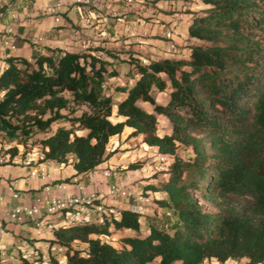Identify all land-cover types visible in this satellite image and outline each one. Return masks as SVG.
I'll list each match as a JSON object with an SVG mask.
<instances>
[{"label": "trees", "instance_id": "1", "mask_svg": "<svg viewBox=\"0 0 264 264\" xmlns=\"http://www.w3.org/2000/svg\"><path fill=\"white\" fill-rule=\"evenodd\" d=\"M202 2L209 8L188 28L202 43L190 47L189 58L145 59L128 50L122 61L133 83L113 91L108 80L120 73L103 57L119 60L111 49L5 60L0 136L15 145L8 163L18 157L17 145L42 135L41 162L72 157L77 174H87L112 156L110 140L125 128L170 160L167 178L143 187L167 195L154 200L166 210L162 219L142 224L143 215L120 210L97 222L62 220L50 241L60 249L47 264H264V0ZM154 91L168 93V102L158 103ZM116 108L124 121L111 120ZM158 116L170 133L160 135ZM34 257L16 264H44Z\"/></svg>", "mask_w": 264, "mask_h": 264}, {"label": "crops", "instance_id": "2", "mask_svg": "<svg viewBox=\"0 0 264 264\" xmlns=\"http://www.w3.org/2000/svg\"><path fill=\"white\" fill-rule=\"evenodd\" d=\"M48 5V0H32L31 2L0 0V72L5 67V60L11 56L31 58L35 53L49 54L51 50L55 49L81 53L86 49L96 47L115 49L121 44L122 48L128 49L123 46V43L127 45L128 43L140 42L145 40L143 37L148 35V29L144 25L139 26L138 22L140 20L134 14H128L125 18L118 17L123 15V11L129 7L124 0H111V5L117 15H110L106 9L97 10L75 5L65 7L57 16H51L45 12ZM166 19L159 18L163 22L174 21L171 16ZM189 24L187 34L184 36L186 38L180 37V33H177V44L183 43L182 39H186V43L191 41L188 33ZM134 25L138 28L136 29ZM175 26H177V23ZM177 28L179 29V26ZM136 35L137 37H135ZM126 37L130 38L123 42ZM82 42H86V47L82 45ZM6 43L14 46V49ZM135 53L145 58L140 53L136 51ZM189 55L190 48H185L184 54L176 57L187 59ZM160 58L172 57L164 55L150 59ZM109 61L115 64V69L119 72L117 62ZM122 78L123 76L120 74L119 77L108 80L111 91L117 85L126 84L127 81L133 83L130 77H126L127 81L122 83ZM153 94L160 104H166L169 100L168 93L154 91ZM141 105L149 113L154 112L153 106L149 103L141 102ZM159 117L165 120L163 116ZM111 120L114 123L124 121L123 117L118 116L117 108ZM166 123H168V129L164 134L171 132L170 123ZM132 132V128H125L121 135L114 136L107 148L112 156L99 168L87 174H77L72 164V157L69 158L68 163L63 164L53 161L41 162L42 156L39 158L31 156L24 160L15 157L11 163H8L9 159L5 161L0 159V264L18 263L19 258L22 256L20 248L25 244H29L32 251L34 250L36 254H40L44 264H47L50 252L60 249L58 246L51 247L50 241L54 239V229L62 224V218L48 216L44 210L39 218L41 227H37L31 220L12 223L7 219V212L10 208L19 205L37 204L44 195L46 187H50L51 192L58 196L97 191L100 197L97 204L102 206L103 213L93 212L92 218L95 222L105 212L108 213L109 210H113L116 215L120 210L132 211L133 206L136 204L135 197L114 198L109 195V186L115 183H124L134 193L143 191V188H140L134 182L137 177H140L141 169H129V167L137 161H148L147 157L150 154L154 156L159 154L157 148L144 144L141 136L131 137ZM38 165L46 168L45 178L31 177V172ZM150 168L146 166V170L148 169L151 173L153 168ZM106 170L111 172L109 177L104 175ZM164 176L167 178V175ZM143 177H149V175L144 174ZM68 179L71 181L65 182ZM146 183H151V180ZM14 184L16 186L12 190ZM62 186L65 188H62ZM14 192L19 193L20 198H14ZM146 194L150 197V200H153V203L149 202L144 207L142 224L147 220L162 219V215L166 211L158 208L154 203V200L166 199V194L161 192H146ZM122 234L133 235V232L124 230ZM118 238L119 234H116L115 239ZM114 245L119 246V243L115 242ZM84 246L82 245V247ZM63 262L65 263V259H63ZM247 263V259H242L239 261L229 260L225 264ZM203 264L220 263L212 259Z\"/></svg>", "mask_w": 264, "mask_h": 264}, {"label": "rangeland", "instance_id": "3", "mask_svg": "<svg viewBox=\"0 0 264 264\" xmlns=\"http://www.w3.org/2000/svg\"><path fill=\"white\" fill-rule=\"evenodd\" d=\"M208 8L209 6L205 5L202 0H134V3L123 11V15L118 17L125 18V16L128 14H134L140 20L138 22L139 26L144 25V27L148 29V35L146 37H143L145 38V40L140 42L128 43L127 45L123 43V46L127 47L128 49L122 48V44L119 45L118 48L111 49L120 55L118 56L119 60L114 61L117 62V65L120 69L119 72L123 76L122 83L126 82V77H128L126 75L128 72V64L125 63V61H122L129 58L128 50L132 52L136 51L143 55L145 58H157L164 55L174 58L176 56L183 55L185 52V48H190L194 44H201L202 42H198L193 39H190L191 41H188V43H186V39H182L183 43L177 44L176 35L177 33H180V37L186 36L188 23H191L196 15H202V13ZM157 16L159 18L161 17V19H166L168 16H171L174 21L163 22L160 21ZM176 23L177 26H179V29L177 28V26H175ZM135 28L137 29L138 26H135ZM169 31L173 33L174 44L176 45L179 53H172L170 51V45L168 43L169 41L166 39V33ZM135 37H137V35ZM128 38L130 37H126L123 42L125 40H128ZM103 57L107 60H111L106 55H103ZM122 57L125 59H123ZM126 83H128V81ZM139 104L143 108L141 102ZM166 122L168 121H165L162 117H159L158 123L160 135H163L164 132L168 129V123ZM55 128L56 127H54V129ZM42 138V135H38L34 137L27 146L17 145L19 148L18 159L24 160L26 158H30L31 156H34L36 158L42 156L40 144ZM13 146L15 145H9L7 141L2 136H0L1 160L5 161L9 159V150L13 148ZM179 155H183L182 150L179 151ZM147 158L148 161H137V163H135L140 164L139 169H141V175L134 181L135 184H138L140 186V188H143L144 186H147L149 184L160 185L166 179V177L164 176V172H166V170H168L170 166L162 165L157 160L158 154L157 156L150 154ZM146 166L153 168H150L152 170L151 173L148 169L146 170ZM144 174H148L149 177H143ZM149 180H151V183H146ZM148 199L149 202L153 201L150 200V197ZM145 226L146 225H144V227ZM153 264H158V262H154Z\"/></svg>", "mask_w": 264, "mask_h": 264}, {"label": "built area", "instance_id": "4", "mask_svg": "<svg viewBox=\"0 0 264 264\" xmlns=\"http://www.w3.org/2000/svg\"><path fill=\"white\" fill-rule=\"evenodd\" d=\"M18 1H28L32 0H18ZM49 5L46 7L45 12L51 16H57L65 7L69 6H84L87 8L102 10L106 9L109 11L110 15H117L116 11L113 10L111 5V0H48ZM127 5H132L134 0H125ZM59 20V17H58ZM166 39L169 41L170 51L172 53H179L176 45L174 44L173 33L171 31L166 33ZM6 45H10L6 43ZM82 45L86 47V42H82ZM12 49L14 46L10 45ZM157 160L165 166L170 165V160L168 156L158 154ZM104 175L109 177L111 172L106 170ZM31 177L33 178H45L46 168L42 165H38L37 168L31 172ZM16 185L12 186V190ZM62 188H65L62 186ZM109 195L114 198H130L135 197L136 204L133 206L132 211L143 215L144 207L149 203V199L146 193L143 191L134 193L131 189L127 187L124 183H115L109 186ZM14 198H20L19 193L14 192ZM100 201V197L97 191L94 192H81L79 194H70L58 196L51 192L50 187L45 188V193L35 205H19L12 207L7 212V219L9 222H23L25 220L33 221L37 227H41V222L39 218L42 216L45 210L48 216H58L62 218L64 223H78L83 224L87 222H93V212L102 214L103 208L97 203ZM1 205V200H0ZM114 213L113 210H109L108 213ZM169 216V213L167 214ZM22 256L32 261L36 252L31 250L29 244H25L20 248Z\"/></svg>", "mask_w": 264, "mask_h": 264}]
</instances>
